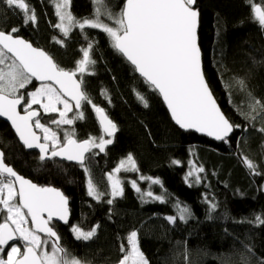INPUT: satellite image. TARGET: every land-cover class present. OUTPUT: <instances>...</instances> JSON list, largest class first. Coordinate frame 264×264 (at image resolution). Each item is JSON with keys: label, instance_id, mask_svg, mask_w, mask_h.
<instances>
[{"label": "trees", "instance_id": "1", "mask_svg": "<svg viewBox=\"0 0 264 264\" xmlns=\"http://www.w3.org/2000/svg\"><path fill=\"white\" fill-rule=\"evenodd\" d=\"M27 2L35 9L36 22L24 24L22 14L0 0V29L18 28L16 35L43 47L68 70L75 69L82 49L91 43L90 55L96 63L83 76V89L117 126L105 151L91 152L85 162L102 194L96 199L88 195L86 175L80 166L41 160L0 120V146L6 162L39 184L61 188L70 198L69 222H51L60 244L88 264H117L122 256L120 245L127 247L126 237L137 230L149 264H240L241 254L248 256L249 264L264 261V225L253 222L256 216L264 218V133L259 131L264 127V113L256 114L254 121L241 114L249 111L247 92L264 102V29L253 19L247 0H197L195 5L200 13L198 34L205 76L224 113L234 125H241L226 141L180 129L160 94L112 46L111 37L102 29L74 27L64 36L54 27L59 19L52 0ZM124 3L106 0L114 14ZM96 7L94 0H72L70 11L82 20L95 18ZM100 19L113 23L103 14ZM235 78L246 80L247 91L235 86ZM36 86L33 81L22 92L26 95ZM138 94L145 97L147 107ZM54 116L46 115L49 120ZM71 127L78 139L103 135L91 113ZM129 154L141 175L161 183L140 181L142 191L137 192L132 186L136 174L122 172L123 195L113 197L108 174ZM243 156L253 160L262 174H251L242 163ZM196 167L204 168L199 183L186 179ZM155 196H161L163 202ZM211 203L216 204L215 210ZM182 207L191 211L186 222L178 218ZM169 216H177L176 223H170ZM96 225V236L89 241L77 240L71 231L72 226L87 231Z\"/></svg>", "mask_w": 264, "mask_h": 264}, {"label": "snow or ice", "instance_id": "2", "mask_svg": "<svg viewBox=\"0 0 264 264\" xmlns=\"http://www.w3.org/2000/svg\"><path fill=\"white\" fill-rule=\"evenodd\" d=\"M8 9L18 11L23 16V23L36 22L35 9L27 0H2ZM197 0H125L118 14H114L106 4V0H94L97 5L95 18L77 19L70 11L72 0H52L55 14L59 22L54 25L64 36H68L72 28L84 30L100 28L112 39V46L124 55L134 65L135 70L143 76L166 102L175 123L182 129H194L216 140L226 141L235 128L220 110L205 78L201 50L198 44L197 30L199 26V10L195 7ZM251 7L253 19L264 29V0L256 3L247 0ZM103 6V13H101ZM101 14L113 21L115 26L104 23ZM19 29H0V117H7L19 138L28 148H38L40 159L62 156L68 160H76L84 165L85 154L92 149L105 151V146L112 143V137L117 131L116 124L108 118L105 110L92 104L91 99L82 90L83 76L90 73V66L96 63L91 58L92 44L82 49V58L77 61L74 70L61 68L44 50L33 47L25 39L16 35ZM63 44V40H57ZM79 74V79L77 76ZM39 81L35 90H22ZM232 85H229L231 87ZM235 86L247 91L244 78H235ZM250 97L249 111L241 113L247 120H255L256 114L264 113V102ZM139 100L148 106L144 96ZM82 101L92 105L99 117L104 135L90 137L83 141L75 138V130L64 132V140L51 127L41 123V111L58 115L51 124L74 125L76 120L83 119L84 113L78 111L69 117L73 107L79 110ZM74 102V105L73 103ZM23 106V114H21ZM37 106V107H33ZM35 129L41 130V136ZM264 133V127L259 129ZM51 145V148H50ZM179 164V161H173ZM253 175H261L258 165L247 156L242 157ZM121 170L139 171L134 157L129 154L121 160L118 167L108 174L111 182V195H123L122 181L118 178ZM87 172L88 169L85 168ZM203 167L189 171L186 179L194 178L200 182L199 173ZM140 179H150L143 177ZM160 184L158 179L152 180ZM132 186L140 192L136 181ZM88 195L100 199L91 177L88 179ZM152 197L153 193H146ZM156 200L163 202L161 196ZM112 200H108L112 204ZM216 204L211 203L215 210ZM69 208L67 197L58 189L41 187L20 176L4 161V152L0 151V264H87V261L72 256L60 244V236L51 226L54 218L68 223ZM191 211L187 207L179 208V220L187 221ZM170 223H176L177 216H169ZM256 224L264 225V218L256 216ZM99 225L90 230L72 226L71 231L77 240L89 241L96 236ZM127 239V247L120 245L121 258L117 264H149L140 248L138 232L131 231ZM19 241L20 243H11ZM251 252L248 245H244ZM7 252H5V250ZM23 249V250H22ZM227 264V262H226ZM240 264H249L247 255L241 254ZM260 264H264L261 261Z\"/></svg>", "mask_w": 264, "mask_h": 264}, {"label": "water", "instance_id": "3", "mask_svg": "<svg viewBox=\"0 0 264 264\" xmlns=\"http://www.w3.org/2000/svg\"><path fill=\"white\" fill-rule=\"evenodd\" d=\"M199 24H200V17H199ZM198 31H199V26H198V30H197V36H198V44H199V34H198ZM19 37H21V38H23V39H25L26 41H28V42H30L32 45H33V47H36V48H39V49H42V50H44L45 52H47L43 47H40V46H37V45H35L31 40H29V39H27V38H25V37H23V36H21V35H18ZM199 47H200V44H199ZM200 50H201V47H200ZM48 53V52H47ZM49 54V53H48ZM50 55V54H49ZM51 56V55H50ZM52 57V56H51ZM125 57V56H124ZM201 57H202V50H201ZM53 58V57H52ZM125 59L127 60V58L125 57ZM53 60H54V58H53ZM55 61V60H54ZM128 61V60H127ZM56 62V61H55ZM129 62V61H128ZM57 63V62H56ZM130 63V62H129ZM134 66V65H133ZM202 67H203V58H202ZM64 69V68H63ZM65 70H68V69H65ZM70 71V70H69ZM203 71H204V68H203ZM140 76H141V74L138 72V71H136ZM204 75H205V73H204ZM141 77H143V76H141ZM144 78V77H143ZM205 78H206V76H205ZM77 79H79V77L77 76ZM145 79V78H144ZM146 80V79H145ZM206 80H207V78H206ZM35 81V80H34ZM36 83H40L39 81H35ZM209 84V83H208ZM209 87H210V85H209ZM210 89H211V87H210ZM82 90L84 91V89H83V85H82ZM211 91H212V89H211ZM85 92V91H84ZM212 94H213V96H214V98H215V100H216V103L218 104V106L220 107V110L224 113V111L222 110V108H221V106H220V104H219V102H218V100H217V98L215 97V95H214V93H213V91H212ZM161 96V95H160ZM161 98H162V100H163V97L161 96ZM163 102H164V104H165V106H166V108H167V110H168V112H169V114H170V117H171V119H172V121L175 123V120L172 118V116H171V112H170V109L167 107V104H166V102L163 100ZM73 103V105H74V102H72ZM82 103H83V101H82ZM82 108V107H81ZM74 109H75V107H74ZM75 110H77V109H75ZM81 109H79V110H77V111H80ZM94 113H95V116H96V119H97V122L99 123V125H100V127H101V129H102V126H101V124H100V121H99V117L97 116V114H96V112L94 111ZM106 113V112H105ZM21 114H23V108H22V106H21ZM106 115L108 116V114L106 113ZM224 115L227 117V115L224 113ZM108 118L109 119H111L109 116H108ZM228 118V117H227ZM229 119V118H228ZM0 120H3V121H5L9 126H10V128L12 129V131H13V133H14V135L16 136V138H17V140H18V142L26 149V150H28V151H34V152H36L39 156L41 155V153H40V150L38 149V148H28L24 143H23V141H21L20 140V138H19V135L16 133V131H15V129L13 128V126H12V124H11V121H9L8 119H7V117H0ZM229 121L231 122V120L229 119ZM232 123V122H231ZM176 124V123H175ZM177 125V124H176ZM179 128H180V126L179 125H177ZM180 129H182V128H180ZM182 130H185V131H188V130H192V131H194V132H196V133H198V134H200V135H204V136H206V137H208V138H210V139H212V140H215V141H222V140H216L214 137H212V136H208L207 134H205V133H202V132H197V131H195L194 129H182ZM235 130V129H234ZM35 131H36V134L38 135V136H41V143H43L44 141H43V136H42V133L41 132H39L37 129H35ZM234 132V131H233ZM233 132L229 135V137L233 134ZM108 137V136H107ZM228 137V138H229ZM76 138V137H75ZM77 140H79L78 138H76ZM83 140H85V139H82V140H79V141H83ZM50 148H51V145H50ZM0 151H3V149L1 148V146H0ZM4 152V151H3ZM87 154L88 153H86L85 154V161H84V164H85V162H86V157H87ZM51 158V153L49 152V156H48V158H46V159H44V160H47V159H50ZM56 158H58V159H61V160H66V161H69V162H72V163H75V164H77V165H81L78 161H76V160H68V159H66V158H64V157H62V156H56ZM4 161H5V163L8 165V166H10V167H12L20 176H23L25 179H27V180H30V181H32L33 183H35V184H37L38 186H41V187H52V188H56V189H58L59 191H61L66 197H67V199H68V208H69V213H70V215H69V218H68V222H69V220H70V217H71V210H70V198H69V196L61 189V188H59V187H57V186H54V185H49V184H46V185H42V184H39V183H37L36 181H34L32 178H30V177H27V176H25V175H23V174H21L20 172H18L12 165H10V164H8L7 162H6V160H5V155H4ZM53 221H56V222H59V223H63V224H65L63 221H60V220H58V219H56V218H54L53 219ZM55 230V229H54ZM56 231V230H55ZM13 242H16V241H13ZM13 242H11V243H13Z\"/></svg>", "mask_w": 264, "mask_h": 264}, {"label": "rangeland", "instance_id": "4", "mask_svg": "<svg viewBox=\"0 0 264 264\" xmlns=\"http://www.w3.org/2000/svg\"><path fill=\"white\" fill-rule=\"evenodd\" d=\"M107 24H109L110 26H115L114 25V23H107ZM79 77V76H78ZM37 84V86L36 87H38L39 86V83H36ZM35 87V88H36ZM33 90H35V89H33ZM33 90H30V91H33ZM30 91H28V92H30ZM93 104V103H92ZM33 107H37V106H33ZM22 108H23V106H22ZM77 110H75L74 109V107H73V112H71V113H69V117H72V116H74L77 112H76ZM80 111H82L83 113H84V116L86 115V114H88V113H91V114H94V116H95V113H94V109L92 108V105L91 104H86L84 101H83V103H82V108H81V110ZM49 114H54V113H49ZM49 114H46V113H43L42 112V114L40 115V117H39V119H40V121H41V123H43V124H45L46 126H48V127H51L53 130H55L57 133H58V135H59V137H60V139H61V135L60 134H63L64 135V132L66 131V130H70V129H72V125L71 126H69V125H61L60 127H57L56 125H53V124H51V120H49L48 119V117H46V115H49ZM56 116H54V118H57L58 119V115L57 114H55ZM96 117V116H95ZM39 132H41V130H39V129H37ZM42 133V132H41ZM103 135H104V133H103ZM42 136H43V134H42ZM104 138L105 139H113V136L112 137H107L106 135L104 136ZM17 139V138H16ZM63 140H64V138L63 139H61V142H63ZM98 151H99V149H92V151L91 152H93V153H98ZM91 152H89L88 154H87V157H86V159H88V155L91 153ZM127 157H125V158H123L122 160H125ZM121 162V161H120ZM120 162H119V164H120ZM119 164L116 166V167H118L119 166ZM78 166H80L79 167V169L80 170H83L84 171V173H85V175H86V186H87V189H88V179H89V177H91V179L93 178V176H92V174L90 173V170H89V168L87 167V165L85 166V164L84 165H78ZM115 167V168H116ZM82 168V169H81ZM85 168H87L88 169V171L86 172L85 171ZM114 168V169H115ZM197 168V167H196ZM114 169L111 171V172H113L114 171ZM193 171V170H192ZM122 172H134V171H124V170H121V172L119 173V174H117L118 175V178L123 182V176H122ZM194 172V171H193ZM135 174H136V178L137 179H132V181H136V184L138 185V187L140 188V190L142 191V186H141V184H140V181H147V182H151L152 180H150V179H140V177L141 176H143V175H141L138 171H135L134 172ZM144 177V176H143ZM94 179V178H93ZM93 179H92V181H93ZM108 182H109V188H110V192H111V182L108 180ZM93 184H94V182H93ZM95 185V184H94ZM96 187V186H95ZM122 187H123V184H122ZM263 188H264V185H263ZM96 190H97V192L98 193H100L99 192V190L96 188ZM142 193H144V192H142ZM146 193H148V191H145V194ZM100 198H101V196H100ZM63 224V223H62ZM137 231V230H136ZM138 232V231H137ZM138 238H139V236H138ZM13 243H20L19 241H16V242H13ZM7 250L8 249H6L5 250V252H7ZM23 250V249H22ZM144 253V252H143ZM145 255V254H144ZM145 257H146V255H145ZM147 258V257H146ZM88 264V263H87Z\"/></svg>", "mask_w": 264, "mask_h": 264}, {"label": "flooded vegetation", "instance_id": "5", "mask_svg": "<svg viewBox=\"0 0 264 264\" xmlns=\"http://www.w3.org/2000/svg\"><path fill=\"white\" fill-rule=\"evenodd\" d=\"M41 114H42V111H41ZM83 139H88V138H83ZM79 140H82V139H79ZM47 160H48V161L58 160V161H61V162H65V163H67L68 165L73 164V165L78 166V165L75 164V163H72V162H69V161H66V160H61V159H58V158H56V157H51L50 159H47ZM44 161H45V160H44Z\"/></svg>", "mask_w": 264, "mask_h": 264}]
</instances>
